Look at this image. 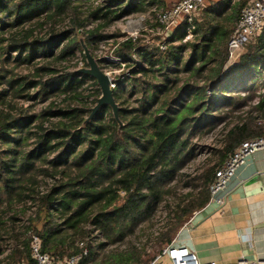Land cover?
Returning a JSON list of instances; mask_svg holds the SVG:
<instances>
[{"label":"trees","instance_id":"obj_1","mask_svg":"<svg viewBox=\"0 0 264 264\" xmlns=\"http://www.w3.org/2000/svg\"><path fill=\"white\" fill-rule=\"evenodd\" d=\"M211 1L173 34L181 42L190 31L194 40L166 50L128 40L115 53L119 65L137 69L114 89L124 124L119 135L110 108H101L82 128L101 90L87 75H59L52 63L68 61L82 50L78 30L93 45L106 39L103 26L149 10L156 14L154 8L164 5L159 0H0V62L14 65L12 70L0 68V242L7 241L5 236L12 241L0 244V264L33 263L34 237L41 239L43 252L60 259L81 254L78 243L84 242L89 255L83 264H150L208 205L209 186L229 156L244 142L264 138V29L225 69L228 43L251 0ZM86 4L92 6L82 18ZM65 19L67 31L52 28L49 37L38 35L44 26ZM91 21L101 24L87 30ZM38 59L44 63L34 66ZM81 60L86 67L84 55ZM22 66H34V79L14 72ZM150 76L158 83L148 82ZM136 88L141 95L129 107L124 97L136 94ZM31 89L37 92L31 95ZM61 97L64 106L53 101ZM89 97L93 101L87 104ZM18 100L52 101L28 114L18 108ZM233 113H238L235 120L230 119ZM220 125L219 146L210 150L201 169L189 172L204 153L195 137ZM20 202L31 203V214L23 223L13 214L8 222L4 214ZM163 205L168 221L154 240L159 251L147 243H127L136 228L152 223ZM96 232L104 242L95 243ZM119 244L126 247L106 252Z\"/></svg>","mask_w":264,"mask_h":264},{"label":"rangeland","instance_id":"obj_2","mask_svg":"<svg viewBox=\"0 0 264 264\" xmlns=\"http://www.w3.org/2000/svg\"><path fill=\"white\" fill-rule=\"evenodd\" d=\"M178 1L179 0H159V2L164 5V7L163 8L162 7H160V8L155 7L154 9H155L156 14H153L149 10L148 12H146L144 14L145 20L141 19V17H140L141 14L131 15L129 17H126V18H123L119 21H116L115 23L110 24L108 26H103L104 28L101 30V33L104 36H106V39H104V41H99V42L96 41L93 43V45L92 44L89 45L87 40H86L87 45H88L92 55L99 61V65H100L101 69L103 70V72L105 74H107L110 77V79L112 81L117 82V81L124 79V78H130V77H133V75L137 73V71L134 72L137 69H136V67H134L133 64H129L126 66L124 64L119 65L120 61L115 56V53L122 48V45L124 42L131 40L134 43H136L137 45L142 46V47H146V48H148V47L149 48L160 47L162 50H166V48L168 46L170 47L171 44L180 46L185 41L194 40V37H192V33H190V31H188L189 34L186 36L187 38H185L184 41L180 42L179 39H176V37H174L175 35L173 36L172 34H169V31L167 30V28L165 26H160L156 22L157 13L160 10L163 9L162 11H164L165 9L172 7ZM214 1L217 2L220 0H214ZM211 4H212V1L208 0L205 3V7L211 6ZM91 6H92L91 4H86L83 7L82 11H84V14L82 15V18H83V16L86 17L88 15V11H89ZM201 10H199L197 13L193 14V16L199 15ZM180 20L181 21H179V23L177 24L178 26H180V25L182 26V24H184L183 23L184 18H182ZM52 24L53 23L44 26L40 30L41 32H39V31L37 32V33H39L38 35L49 37L50 33L52 32L51 31L52 28L55 29L56 33L67 31L70 28V24H69L68 19H65L64 21H57L53 25ZM98 24H101V23H94L91 21L87 25L86 29L87 30H93V29L97 28ZM177 25L169 28L170 31L172 30L173 32L174 31L176 32ZM80 31L82 32V30H80ZM181 34L182 33H180V35ZM169 36H171L170 39H168ZM82 55H83V50H81L80 52H77L76 56L68 59V61H65L61 64H59L58 62L52 63V64H53V66H55L56 68H58L60 70L59 75H64V74L73 73V72H79V70L86 68L83 65L82 60H81ZM11 56L14 59L16 57V53H13V55H11ZM188 57H189V53H186L184 55V59H185L184 62L186 61V59ZM134 58H136V57H134ZM143 62H145V61H143ZM34 63H35L34 66H36V65L40 66L42 63H44V61H42L41 59H38ZM112 64H117L119 66L118 67H112L113 66ZM34 66H31V67L22 66V67H19L17 69L15 68L14 72L17 75L28 76V77H30V79H34L33 78ZM0 68H8V69L12 70L14 68V65H13V62H10L8 64H2L0 62ZM229 68H231V67L228 66V63H227V65L225 66V69H229ZM181 75L183 76V74H181ZM140 76H141L140 74H137L136 78H140ZM150 77H152V76H150ZM45 78L49 79L50 76H49V78H48V76H45ZM197 81H198L197 79L191 80L190 84H196ZM148 82L153 83V84L158 83V81L155 80L153 77L148 79ZM127 84L130 85L133 83L129 82ZM128 85H125V86H128ZM259 85L261 87L262 84L259 83ZM132 86H134V84ZM89 89H90L89 91L84 93L86 96H89L88 94L92 92V88L90 87ZM260 89L262 90V88H260ZM139 90H141V88H136V94H134L133 96L130 95V92H128L129 94L127 93L125 95L124 99H128L127 100V102H128L127 106L135 107V105H137V103H138L137 100L141 95L138 93ZM256 90H259V87ZM261 90H259V91H261ZM35 92H37V90H34V89L30 90L31 95H33ZM237 94L242 95L244 98L249 97L248 92H240ZM63 99L64 98L61 97V98L53 99V101H56L57 103H60L61 106H64L65 103L63 104ZM257 100L258 99H256L255 101H257ZM51 101L52 100L43 104V103H39L35 100H33V101H28V100L27 101H25V100L19 101L18 100V101H15V103L17 104L18 108H20V109L24 108L25 110H27L28 114H34V113L40 112L41 109L47 107V105ZM90 101H93V98L89 97L88 101H86L85 103L88 104ZM252 102L253 101H250L249 103H252ZM74 104H76V102H74ZM244 110H248V108H245ZM236 115H238V113L231 114L230 119L235 120L234 117ZM222 127L223 126L220 125L219 127H217V129H215L213 132L209 133L208 135L195 137L194 142L198 146H200L202 148L204 147V153H202L201 155L198 156V158H196V161L189 167V172L193 171L192 173H195L196 170L201 169V166H203L204 163L208 160V154H209L210 150H212V148H214V147L219 146V142L222 139V137H221V133L223 130ZM216 159H218V158L216 157ZM216 159H215V161H216ZM215 161H214V163H215ZM180 193L185 194L186 191L180 190ZM30 205H31L30 202L16 203L13 206V211L6 212L4 214V217L9 222V217L14 214L17 218L21 219L22 223H23L24 221L27 220L28 216L31 214L32 210L28 209ZM21 210H22V212H21ZM167 214H168V210H166L164 208V205H163L159 209V212L156 215V217L154 218V220L152 221V223L151 224H145V225H142V226L136 228V230L134 231V234H132L126 240V242L128 243V241H131L132 243H134L136 245H141V244L143 245V244L147 243L146 246L148 248L159 251L157 243L154 242V240H155V237L157 236L156 233L162 231V228L167 223V221H168ZM18 228H19V226L16 225V230H18ZM95 236L97 237V239L95 240V243L99 244V242L105 241V237L100 232H96ZM4 239H6L7 241L6 242L1 241L2 243L0 242V244H3L4 247H5V244L7 246L8 244L12 243V241H10L7 236H5ZM155 243H156V245H155ZM124 247H126V245L119 244L118 246L110 247L108 250H106V252L109 250H114V251L115 250H121ZM97 250L98 249L96 247L95 251L97 253H99L100 255H102V251H100V250L97 251ZM150 251L151 250L149 249V252ZM6 264H9V263L6 262Z\"/></svg>","mask_w":264,"mask_h":264},{"label":"crops","instance_id":"obj_3","mask_svg":"<svg viewBox=\"0 0 264 264\" xmlns=\"http://www.w3.org/2000/svg\"><path fill=\"white\" fill-rule=\"evenodd\" d=\"M221 197L222 205L208 203L196 211L175 243L204 264L264 260V150L239 167Z\"/></svg>","mask_w":264,"mask_h":264},{"label":"built area","instance_id":"obj_4","mask_svg":"<svg viewBox=\"0 0 264 264\" xmlns=\"http://www.w3.org/2000/svg\"><path fill=\"white\" fill-rule=\"evenodd\" d=\"M208 0H179L172 7L165 11L160 10L157 13L156 22L160 26H165L169 34H174L169 28L177 25L180 19L191 21L193 14L197 13ZM145 20L144 14L140 15ZM183 20V21H184ZM178 27V25H177ZM264 29V0H251L242 10L241 17L237 22L233 34L228 43L229 59L228 66L232 67L244 50V44L252 38L261 34ZM227 65V64H226ZM112 81V80H111ZM112 88H116V82L112 81ZM264 150V138H257L244 142L234 153L226 160L223 167L218 169L214 181L209 186L210 201L222 205L224 203L221 193L224 192L236 171L240 166L253 156L256 152ZM190 219L184 227L191 224ZM157 232V231H156ZM157 235L159 232L156 233ZM83 252L77 256L66 257L63 259L54 257L42 250V241L34 237L31 242V264H83L84 257L89 255V247L84 242L78 243ZM10 250L6 252L9 253ZM13 264H30L29 262H16ZM150 264H204L201 262L196 253L189 248L177 245L175 240L159 254ZM216 264V263H209ZM237 264H264V260L250 262L241 258Z\"/></svg>","mask_w":264,"mask_h":264},{"label":"water","instance_id":"obj_5","mask_svg":"<svg viewBox=\"0 0 264 264\" xmlns=\"http://www.w3.org/2000/svg\"><path fill=\"white\" fill-rule=\"evenodd\" d=\"M77 35L78 42L80 43L87 63L86 68L79 70L77 73L84 74L95 79L101 90V96L97 99L96 104L90 108V115L85 119L82 128L92 121L93 117L101 110V108H110L114 119L118 123V133L121 135L124 124L120 118L121 106L114 97V89L111 86L112 81L110 77L101 69L99 61L92 55L87 45L86 38L82 35L80 30L77 31Z\"/></svg>","mask_w":264,"mask_h":264}]
</instances>
